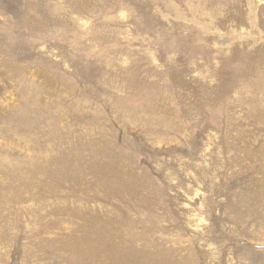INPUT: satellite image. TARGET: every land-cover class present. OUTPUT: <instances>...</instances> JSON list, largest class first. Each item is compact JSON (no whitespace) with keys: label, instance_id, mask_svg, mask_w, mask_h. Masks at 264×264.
Returning <instances> with one entry per match:
<instances>
[{"label":"rangeland","instance_id":"374dc122","mask_svg":"<svg viewBox=\"0 0 264 264\" xmlns=\"http://www.w3.org/2000/svg\"><path fill=\"white\" fill-rule=\"evenodd\" d=\"M0 264H264V0H0Z\"/></svg>","mask_w":264,"mask_h":264}]
</instances>
